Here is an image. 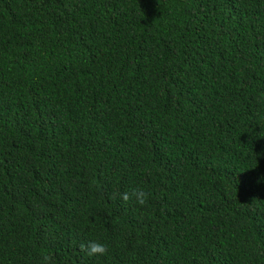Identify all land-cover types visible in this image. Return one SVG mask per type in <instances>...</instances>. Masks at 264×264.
<instances>
[{"label": "trees", "instance_id": "1", "mask_svg": "<svg viewBox=\"0 0 264 264\" xmlns=\"http://www.w3.org/2000/svg\"><path fill=\"white\" fill-rule=\"evenodd\" d=\"M45 254L264 264V0H0V264Z\"/></svg>", "mask_w": 264, "mask_h": 264}, {"label": "clouds", "instance_id": "2", "mask_svg": "<svg viewBox=\"0 0 264 264\" xmlns=\"http://www.w3.org/2000/svg\"><path fill=\"white\" fill-rule=\"evenodd\" d=\"M209 110V105L197 106L194 104V119L191 118L185 111L178 108L176 104L173 106H164L162 108L157 109V117L160 119L165 131H166V139L170 145H176L181 142L184 138V134L182 133H174L173 130L177 126L180 121L189 122L192 121L198 122L196 120L202 113L205 116ZM120 198L125 202H133L139 206H145L149 199V193L146 192L143 188L133 187L130 190L120 193ZM52 242V238L48 241V244ZM80 248L82 251L86 253L89 257L103 256L107 253V247L96 241L91 240L87 244H81ZM41 264H52L51 257L49 255H43Z\"/></svg>", "mask_w": 264, "mask_h": 264}]
</instances>
